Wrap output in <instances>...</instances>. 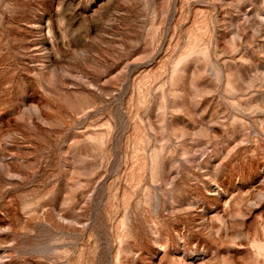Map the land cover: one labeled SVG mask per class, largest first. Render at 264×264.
<instances>
[{"label": "rangeland", "instance_id": "rangeland-1", "mask_svg": "<svg viewBox=\"0 0 264 264\" xmlns=\"http://www.w3.org/2000/svg\"><path fill=\"white\" fill-rule=\"evenodd\" d=\"M0 264H264V0H0Z\"/></svg>", "mask_w": 264, "mask_h": 264}]
</instances>
